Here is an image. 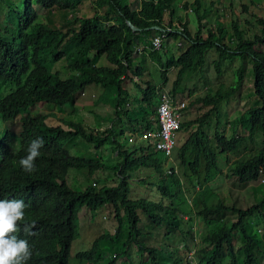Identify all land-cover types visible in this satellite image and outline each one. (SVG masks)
<instances>
[{"label": "trees", "instance_id": "1", "mask_svg": "<svg viewBox=\"0 0 264 264\" xmlns=\"http://www.w3.org/2000/svg\"><path fill=\"white\" fill-rule=\"evenodd\" d=\"M83 1L38 0L52 15L53 10L57 13L64 11L68 13V18L79 9ZM93 4L99 9L105 7V13H94L92 17L84 19L72 16L70 20L80 22L78 27L60 28L38 23L39 15L33 7V0H27L25 13L11 11L10 17L17 20L15 25H3L0 19V86L11 89L6 96L0 95V118L5 121L13 120L25 109L39 103L60 107L74 105L77 96L92 85L101 86L109 94L117 92V99L129 97L123 88V82L127 79L135 82L130 74L138 79L144 77V68L135 66L132 58L140 47L150 48L149 53L161 73L162 85L168 88V93L175 100L184 76L196 68L204 67L209 50H216L220 54V60L216 63L220 75L222 61L226 56L239 55L250 57L254 61V92L261 106L248 109L240 119L233 122V126L247 132L250 140L256 132H261L264 137V53L255 48L259 44L264 45V19L258 20L262 32L249 39H244L243 31L234 25L238 43L232 48L225 43L226 35L223 31L226 28L223 26L218 28V32L210 30L209 35L205 36L204 26L208 25L204 23L210 7L203 13V0H196L194 4L182 0H142L137 8L129 6L126 0H94ZM189 9L198 14L200 30L196 33L192 32L188 15L184 17L178 14L179 11L187 12ZM10 10L11 8L9 12ZM113 12L116 13L115 16ZM128 21L141 29V32H133ZM108 23L112 24L107 25ZM154 27L167 32L169 39L172 37L184 40L189 43L188 47L178 57L171 51H166L162 56L152 46L154 36L162 34V31ZM91 54H94L93 58ZM100 57H105L111 66L96 67L95 63ZM63 60L67 61L70 71L67 78H62L60 72H52L50 69V65ZM171 71L176 76L172 86H169ZM238 78L237 83L229 88L223 86L213 90L207 97H201L195 102L214 106L213 110H219L221 101L235 96L240 98L244 88L243 72L238 73ZM145 83L146 88L138 84L143 96L141 103L154 109L152 115L155 123L147 118L148 109L141 106L142 114L145 112L142 116V130L150 133L159 128L155 107V100L159 98V86L148 81ZM120 111L118 103V118L124 116L132 123L130 112ZM48 116L28 113L21 117L23 129L16 154L11 151L10 135L5 133L0 138V200H23L27 206L25 221L20 222V231L17 233L20 238L28 240L32 250L27 264H69L72 244L78 238L81 207L89 208L94 219L108 205L113 206L118 223L115 233L101 235L89 250L78 253L76 258L79 264H117L120 259L129 257L128 247L131 245L138 247V251L144 255L140 264H148V261L162 264L157 250L144 241L151 234H143L139 210L148 216L150 224L156 228L166 225L176 212L187 214V210L184 211L176 204L187 201L182 180L193 186L203 185V174L206 182L216 180L217 172H223L220 166L221 156L235 155L243 141L238 132L229 139L226 133L219 132L220 127L214 139L209 137L205 128L210 114L188 123L182 122L178 133L190 131V128L198 124L199 128L190 131L188 140L182 146L176 137L172 156L174 158L175 153L177 167L170 166L166 169L155 158L158 152L149 143L129 144L126 133L118 132L114 126H109L111 128L105 131L88 130L82 123L67 119L62 120L66 127L60 124L49 126L46 122ZM109 123L114 124L115 120ZM36 138H41L44 144L35 160V170L28 173L21 168L19 160L27 154L29 142ZM76 138L84 139L98 151L105 145L115 146L114 151L121 162L109 166L101 161L74 157L65 145ZM122 138L125 139L124 142H121ZM240 160L232 163L233 166L228 162L232 166V175L238 178L240 184L248 185L260 178L264 179V148L258 154L251 155L248 160ZM72 169L87 170L90 177L100 169L114 170L119 183L100 190H97L95 184H89L84 191L77 192L68 184V174ZM179 169L183 179L178 174ZM134 179H143L141 182L148 184V190H156L161 199L134 197ZM201 205L196 217L202 218L204 226L218 225L229 216V212H234L237 221L231 227L223 225L224 228L212 236H202L200 232L199 240L194 237L193 227H189L182 233L184 251L175 255L174 264H190L187 254L194 247H200L195 253L198 264H238L241 254L243 264H261L264 259V243L258 237L259 233L253 231L247 218L254 215L260 206H264V196L260 202L247 209L225 201L215 205L204 201ZM125 221L128 222L129 235L122 252L114 256L100 252L103 241L114 244L118 242ZM25 222L35 224L31 229L32 234L23 231ZM236 232L242 237L240 247H237Z\"/></svg>", "mask_w": 264, "mask_h": 264}, {"label": "rangeland", "instance_id": "2", "mask_svg": "<svg viewBox=\"0 0 264 264\" xmlns=\"http://www.w3.org/2000/svg\"><path fill=\"white\" fill-rule=\"evenodd\" d=\"M93 1L94 0L83 1L81 7H79L77 11L78 13L72 12L71 14L74 18L81 19L90 18L94 13L98 12L101 13L100 15H103L106 8L99 9L93 4ZM126 1L129 6L137 8V4L142 0ZM185 1H190L191 4H194L196 0H182V2ZM203 2L205 5L204 9H202L203 13L205 9L210 7L208 9L207 21L204 23V25H208L207 27L204 26L203 32L205 36L209 35L210 30L218 32V28L223 26L226 28V30L223 31V34L226 35L225 43L228 46L235 48L238 43V37L233 29L234 25L243 31L244 39H249V37L262 32L258 20L264 19V0H203ZM26 3L27 0H1L0 19L2 24L9 26L15 25L17 20L16 18L10 17L11 11L13 12V10H16L19 14L25 13ZM33 7L39 15L38 23L48 26L55 25L60 28H66L68 26L78 27L80 24L79 21H75L74 19L70 20L71 15H69L68 18V13L64 11H58L57 13L56 10H53L52 15L39 4L38 0H33ZM10 8L11 10L9 12ZM187 12L179 11L178 14L184 17L188 15L190 26L193 30L192 32L196 33L200 30L198 14H196V12L190 14L189 11ZM115 14L116 13L113 12V16H115ZM112 23H108L107 25H111ZM188 45L189 43H186L184 40H176L170 37L159 52L164 56L166 51H171V53L178 57L186 50ZM255 48L264 53V45L259 44ZM147 49L148 54L150 55V48L147 47ZM142 54H133L132 58L136 60L135 66L137 65L144 68V77L135 82L131 81V79H127L123 82V88L127 87L129 89L125 88L131 95L130 98L122 96L121 99H117V92L113 91V93L109 94L104 92V89L101 86L92 85V92L89 91V95L80 94L77 96L74 105L68 104L60 107L53 104L39 103L25 109L13 120L5 121L0 118V138L4 137L5 133H8L10 135L11 151L16 154L20 147L19 136L21 129H23L21 117L28 113L49 115L46 119L49 126H58V124H60V126L66 127L62 120L67 119L82 123L88 130L105 131L111 120H116V122H118V116L116 113L118 103H120V112L129 111L130 116L132 117V123H130L128 119L121 116V120L124 121V128L130 129L134 123V128L136 129V132L126 134V138L128 135L140 137L143 126L142 116L145 114L144 111L142 114L141 106L148 109L146 115L147 118L153 123L155 122L153 120L154 116L152 115L154 109L141 103L143 96L141 91H139V85L142 86V88H146V81L156 86H160L159 83H161V87L168 92V88L162 85L161 73L155 60L151 57V62L150 60H147L146 62V59L139 56ZM90 56L93 58L94 54H91ZM219 60L220 54L216 50H209L206 65L202 68H196L184 76L180 91L175 100L178 103L184 101L188 104L187 109L183 112V123H188L191 120L195 121L201 119L206 114H210L205 128L208 136L214 139L218 133V127H220L219 132L226 133L229 139L234 136V133L238 132V135L243 138L242 146L240 147L239 152L235 155L221 156L220 166L223 172H217L216 176L218 177H215V179L218 178V180L213 181L212 184L205 181L206 177L205 174H203V185H190V183H187L182 178V171L180 169L178 170V174L181 179H183V188L186 190L185 196L187 201L182 204H176L184 211L187 210V214L182 215L180 211L176 212V214L171 216L170 221L166 225L156 228L150 224L148 216L144 214L143 211L139 210V215L142 219L141 230L143 234H146L147 232L152 235L145 237L146 240L144 241L146 244L157 250V254L162 264H174L175 255L184 251L182 233L186 232L189 227H193L194 236L199 240L201 233L202 236L205 234L212 236L214 233L221 231L224 228L223 225L227 224L231 227L237 221L234 212H229L228 215L230 217L228 219L225 218L223 222L218 225L212 226L209 224L204 226L202 224V218L196 217V212H198L199 208L202 206L201 204H204V201H208L212 205L225 201L228 204H235L238 208L247 209L260 202L264 196L263 178L253 181V183H249L248 185H242L239 183L238 178L231 173V167L234 162L240 159L246 161L251 155L258 154L264 148V137L261 132H256L253 139L250 140L247 132L243 131L242 128L239 129L233 126V122L236 119H240L248 109L261 106V102L254 92V61L250 57L239 55L233 57L226 56L222 61L223 68L222 75H220L216 66V63ZM67 64V61L63 60L54 65H50V69L52 72H60L62 78H67L70 73ZM95 66L108 67L111 65L108 64L105 57H100L97 59ZM239 72H243L245 77L244 88L240 98L237 97V99L235 96L221 101L219 104V110H213L214 106L195 102V100H198L201 97H207L213 92V90H218L223 86L229 88L234 83L236 84L239 80ZM129 76L133 77L132 74ZM175 76V72L171 71L169 76L171 82L169 86H172ZM10 92V88L0 86V95L6 96ZM158 103L159 98L158 100H155V107H157ZM198 128L199 124L194 128H190V131ZM190 131L188 130L183 134H177V139L181 146L188 140ZM137 137L135 138V143L142 144L143 141L138 140ZM124 140L125 139L122 138L121 142H124ZM150 147H152V145H150ZM65 148L68 149L74 157L101 161L105 165L114 166L121 162V158L115 153V146L113 145H105L98 151L93 145L88 144L84 139L76 138L74 141L68 142L65 145ZM155 158L159 160L166 169L170 166L177 167L175 153L174 158L172 156V160L167 159L160 152L155 155ZM229 161L230 164L233 163L230 169L228 168L230 165L228 164ZM118 178L119 177L114 170L100 169L95 172L93 177H90L87 170L72 169L68 174V184L77 192L84 191L89 184H95L97 190H100L105 186H116L119 183ZM143 179H134L132 181L133 196H145L154 200L161 199L160 194L157 193L156 190H148V184L141 182ZM213 185L214 187L212 188ZM199 186L201 187L200 191ZM212 189H214L213 192H211ZM79 219L80 227L78 230V238L72 244V255L69 264H79V261L76 258L78 253L89 250L93 242L101 235L115 233L116 227L118 226L115 219L114 208L111 205L100 210L98 216L94 219H92V214L89 208L82 206L79 212ZM247 219L250 221L252 229L256 234L260 231L258 237L262 239L264 243V206H260L259 209L254 212V215L249 216ZM128 235V222L125 221L123 233L118 242L114 244L108 241H103L100 244V252H105L112 256L120 254L124 243L128 239ZM241 238L240 233L236 232L237 247L241 246ZM196 249L199 250L200 247H196ZM255 251H257V249ZM128 254V258L120 259L117 264H140L142 259H144V255L142 256V253L138 251V247L135 245L128 247ZM195 256L196 255H194L192 259L187 256V260H189L190 264H198V260H196ZM238 260V264H243L242 254L238 257ZM148 264L153 263L148 261ZM261 264H264V259Z\"/></svg>", "mask_w": 264, "mask_h": 264}, {"label": "clouds", "instance_id": "3", "mask_svg": "<svg viewBox=\"0 0 264 264\" xmlns=\"http://www.w3.org/2000/svg\"><path fill=\"white\" fill-rule=\"evenodd\" d=\"M44 141L36 138L29 142L27 154L19 160L21 168L28 173L35 170V160L40 155ZM25 205L23 200H0V264H27L32 250L28 240L20 238V222L25 221ZM34 223H24L23 231L32 234ZM182 247V246H181ZM195 253L198 251L194 247ZM192 249V250H193Z\"/></svg>", "mask_w": 264, "mask_h": 264}, {"label": "built area", "instance_id": "4", "mask_svg": "<svg viewBox=\"0 0 264 264\" xmlns=\"http://www.w3.org/2000/svg\"><path fill=\"white\" fill-rule=\"evenodd\" d=\"M192 13V9L189 10ZM73 15H71L72 17ZM169 40L167 32L162 31V34L156 35L153 39V44L156 51H160L164 44ZM147 47H140L134 54H142ZM134 81L138 77L133 76ZM159 103L156 107L157 120L159 128L155 132H142L140 137L128 135V142L134 143L137 137L140 141L147 142L152 145V149L162 153L167 159L172 160L173 149L178 131H180L183 112L187 109L186 102H177L171 95L166 92L161 86L158 87ZM264 182V179L262 180ZM195 237V236H194ZM195 255V249L187 254L192 259Z\"/></svg>", "mask_w": 264, "mask_h": 264}, {"label": "crops", "instance_id": "5", "mask_svg": "<svg viewBox=\"0 0 264 264\" xmlns=\"http://www.w3.org/2000/svg\"><path fill=\"white\" fill-rule=\"evenodd\" d=\"M85 1V0H84ZM80 7H81V5H80ZM78 11V10H77ZM76 11V12H77ZM78 13V12H77ZM98 14H101V13H99L98 12ZM139 56H142L143 57V59H146V62H147V60L149 61L150 60V62H151V55H149L148 54V52H144V54H142V55H139ZM134 60V62L136 61L135 59H133ZM160 84V86H161V83H159ZM142 87V86H141ZM128 89L127 87H124V89ZM125 89V90H126ZM92 90V88H91V86L90 87H87L81 94H87V95H89L90 94V92L89 91H91ZM129 90V89H128ZM127 91V90H126ZM92 92V91H91ZM131 92V91H130ZM127 93L129 94V92L127 91ZM130 94H129V97L128 98H130ZM122 119V118H121ZM121 119H117L118 120V122H116V120H115V123L114 124H111V123H108V128H111V127H109V126H114L115 128H116V130L118 131V132H124V133H126V134H128V133H132V132H136V129L134 128V124H133V126L130 128V129H125L124 128V126H123V123H124V121H122ZM102 122V121H101ZM108 128H106V129H108ZM127 130V131H126ZM141 131L143 132V130L141 129ZM117 154V153H116ZM119 157V156H118ZM228 168L230 169V165L228 166ZM222 175H223V173H222ZM220 177V176H219ZM216 180H218V178L216 179ZM215 181V180H214ZM213 183V181H211V182H209V184H212ZM251 183H253V182H251ZM214 187V185L212 186V188ZM199 191L201 190V187L199 186ZM213 190L214 189H212V191L211 192H213ZM230 216H228L227 217V219L229 218ZM260 231H258V233H259Z\"/></svg>", "mask_w": 264, "mask_h": 264}, {"label": "water", "instance_id": "6", "mask_svg": "<svg viewBox=\"0 0 264 264\" xmlns=\"http://www.w3.org/2000/svg\"><path fill=\"white\" fill-rule=\"evenodd\" d=\"M127 24L129 25V27L132 29L133 32H141V29L137 28L136 26H134L131 22H127ZM154 29L159 30V31H164L162 28L159 27H154Z\"/></svg>", "mask_w": 264, "mask_h": 264}]
</instances>
